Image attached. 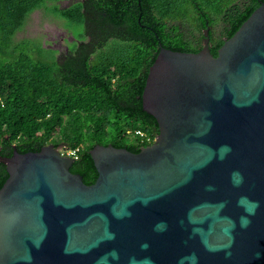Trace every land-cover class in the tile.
<instances>
[{
  "label": "water",
  "instance_id": "water-1",
  "mask_svg": "<svg viewBox=\"0 0 264 264\" xmlns=\"http://www.w3.org/2000/svg\"><path fill=\"white\" fill-rule=\"evenodd\" d=\"M161 48L142 95L159 126L134 153L14 150L0 264H264V2L214 56Z\"/></svg>",
  "mask_w": 264,
  "mask_h": 264
},
{
  "label": "trees",
  "instance_id": "trees-1",
  "mask_svg": "<svg viewBox=\"0 0 264 264\" xmlns=\"http://www.w3.org/2000/svg\"><path fill=\"white\" fill-rule=\"evenodd\" d=\"M261 2L0 0V189L9 177L4 160L15 149L24 154L54 144L76 151L70 170L92 185L95 146L138 153L152 145L159 126L142 95L161 48L198 53L209 28L217 56ZM36 11L64 21L72 47L61 53L40 39L17 41Z\"/></svg>",
  "mask_w": 264,
  "mask_h": 264
},
{
  "label": "rangeland",
  "instance_id": "rangeland-1",
  "mask_svg": "<svg viewBox=\"0 0 264 264\" xmlns=\"http://www.w3.org/2000/svg\"><path fill=\"white\" fill-rule=\"evenodd\" d=\"M70 3L62 2L61 6L66 7ZM24 38L40 39L45 47L59 50L61 53L67 51L69 46L75 41L73 32L67 29L64 21L57 19L51 14L46 15L43 11L34 12L30 16L25 29L16 36L17 41ZM61 149L62 153H64V146H61Z\"/></svg>",
  "mask_w": 264,
  "mask_h": 264
},
{
  "label": "built area",
  "instance_id": "built-area-1",
  "mask_svg": "<svg viewBox=\"0 0 264 264\" xmlns=\"http://www.w3.org/2000/svg\"><path fill=\"white\" fill-rule=\"evenodd\" d=\"M139 134H140L142 137H145V136H146L144 133H141L140 131H139ZM148 141H150V139H148ZM63 154H65V155H67V156H70V157H72V158L77 159V153H76V151H69V152H66V153H63Z\"/></svg>",
  "mask_w": 264,
  "mask_h": 264
}]
</instances>
